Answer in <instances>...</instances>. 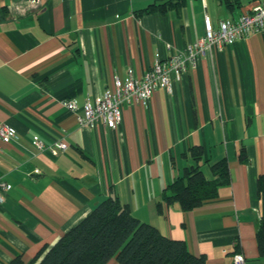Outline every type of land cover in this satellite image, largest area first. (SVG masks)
<instances>
[{"label":"crops","instance_id":"1","mask_svg":"<svg viewBox=\"0 0 264 264\" xmlns=\"http://www.w3.org/2000/svg\"><path fill=\"white\" fill-rule=\"evenodd\" d=\"M155 1L0 0L7 10L0 18V124L17 133L0 141V264L16 256L29 263L112 196L139 221L183 240L205 264H233L236 254L244 264H264L256 241L264 210L257 193L264 178V30L208 47L169 93L159 88L145 105H124L114 130L77 122L81 106L114 92L116 79L140 77L202 38L205 15L217 27L256 0L231 9L219 0H187L166 14L136 15ZM67 101L78 110H68ZM34 137L55 152L37 150ZM195 145L209 163L226 159L230 182L183 211L161 196L194 163L187 152ZM202 171L212 178L208 164Z\"/></svg>","mask_w":264,"mask_h":264},{"label":"trees","instance_id":"2","mask_svg":"<svg viewBox=\"0 0 264 264\" xmlns=\"http://www.w3.org/2000/svg\"><path fill=\"white\" fill-rule=\"evenodd\" d=\"M187 0H156L136 12L166 14L181 9ZM226 8L241 6L243 0H219ZM7 15L0 9V18ZM193 164L185 167L179 177L163 190L162 200L167 204L178 203L183 211L199 207L203 202L217 197L219 187L230 182L225 158L209 163L204 159L201 145L188 149ZM240 161L245 154L239 153ZM208 164L212 178L205 177L202 165ZM257 193L264 209V178L257 179ZM256 241L259 257L264 259V210L259 222ZM45 252V253H44ZM108 264L115 259L118 264H205L204 256L192 255L183 240L162 235L153 226L135 218L126 204L116 196L108 197L94 205L92 211L69 231L64 233L47 250H41L27 264ZM7 264H24L20 256Z\"/></svg>","mask_w":264,"mask_h":264},{"label":"built area","instance_id":"3","mask_svg":"<svg viewBox=\"0 0 264 264\" xmlns=\"http://www.w3.org/2000/svg\"><path fill=\"white\" fill-rule=\"evenodd\" d=\"M264 30V0H256L250 9L243 12L237 19H224L215 27L207 15L204 16V35L197 42L189 44L182 52L170 54L165 59L155 61L140 77H135L131 72L125 79L115 80V91L105 92L93 101H86L82 106L81 115L77 116L80 125L95 127L98 124L114 130L121 121L122 107L124 105H145L153 93L161 88L169 93L175 82L181 81L189 68L195 66L197 60L208 47L221 48L234 44L237 40L250 32ZM70 111H77L73 101L64 104ZM17 139V133L8 124H0V141L9 142ZM33 145L37 150L46 148L55 152V149L46 145L40 138L34 137ZM57 148L64 149L65 144L58 142ZM6 185L0 183V190H5ZM3 196L0 193V201ZM241 254L233 257V264H244Z\"/></svg>","mask_w":264,"mask_h":264}]
</instances>
